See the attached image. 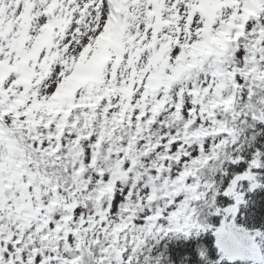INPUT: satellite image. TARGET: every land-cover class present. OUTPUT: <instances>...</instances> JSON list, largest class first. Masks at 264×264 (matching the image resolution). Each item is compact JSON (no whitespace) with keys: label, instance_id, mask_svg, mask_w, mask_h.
Listing matches in <instances>:
<instances>
[{"label":"snow or ice","instance_id":"1","mask_svg":"<svg viewBox=\"0 0 264 264\" xmlns=\"http://www.w3.org/2000/svg\"><path fill=\"white\" fill-rule=\"evenodd\" d=\"M257 208L264 0H0V264H264Z\"/></svg>","mask_w":264,"mask_h":264},{"label":"trees","instance_id":"2","mask_svg":"<svg viewBox=\"0 0 264 264\" xmlns=\"http://www.w3.org/2000/svg\"><path fill=\"white\" fill-rule=\"evenodd\" d=\"M254 215L249 219V223H254L256 226L264 224V208H257L254 210ZM187 251H192V246L190 244L184 246ZM178 249H174L176 251ZM195 253H193V257Z\"/></svg>","mask_w":264,"mask_h":264}]
</instances>
